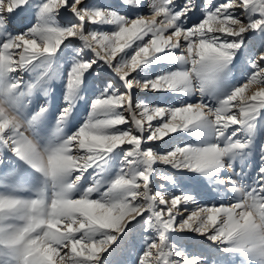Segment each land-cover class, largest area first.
<instances>
[{"label":"snow or ice","instance_id":"6c2138e0","mask_svg":"<svg viewBox=\"0 0 264 264\" xmlns=\"http://www.w3.org/2000/svg\"><path fill=\"white\" fill-rule=\"evenodd\" d=\"M119 6L0 0V177L23 167L38 181L0 184V264H207L190 254L199 241L188 233L264 264V145L251 183L234 167L264 115V0H203L202 19L197 0ZM162 64L168 70L151 78L132 75ZM102 69L116 79L101 78ZM61 80L54 142L45 144ZM133 89L172 101L146 102ZM88 90L98 94L84 123L63 134ZM178 132L200 143L164 149Z\"/></svg>","mask_w":264,"mask_h":264},{"label":"rangeland","instance_id":"374dc122","mask_svg":"<svg viewBox=\"0 0 264 264\" xmlns=\"http://www.w3.org/2000/svg\"><path fill=\"white\" fill-rule=\"evenodd\" d=\"M89 2L92 5L99 6V7H112L116 10H120L119 6V0H89ZM178 3H182V0H178ZM203 4V0H197V10L195 13V16H198L200 19L203 18L202 14L200 13V7ZM35 17H33V23H35ZM196 22H199L198 20ZM61 25H64V20L60 21ZM191 26V21H189V25ZM106 31H111V28H105ZM247 39V38H246ZM67 43V41L65 42ZM55 64V62H54ZM169 66L166 64L162 65H153L152 67L147 69V73H145L144 69H141L138 71V73H133L132 75L137 76L138 78L144 79V78H151L157 74H159L162 70H168ZM61 69L58 67H54L53 72L56 76H59ZM102 77L103 79H116L112 76L110 72H108L106 69H102ZM66 75V71L64 73ZM247 76V72L244 74H233L232 78L227 81L224 92L226 94L227 91H230L233 86H236L244 81V79ZM131 78V77H130ZM26 79L28 77L26 76ZM118 84V81H117ZM53 87L55 91L52 93V107L50 108L48 121L46 124V127L43 132V141L42 143L48 144L54 142L53 137V129L55 127V119L56 115L59 113V109L62 106L63 98H64V83L63 80H61L59 83H54ZM258 89L255 86L251 87V91H257ZM134 96L138 99H144L146 102H161V103H168L172 101V98L168 94H160V93H140L139 90L133 89ZM98 93L94 90H88L84 93V100L80 101L77 105L76 111L74 113V119L70 123L68 127L64 129V133L66 135H71L72 132H75L80 125L84 123V119L88 115V106L91 103V100L95 98V96ZM248 93H246L247 95ZM187 100V98H185ZM207 99V98H206ZM196 97H192L190 102H195ZM43 102V97L37 95L34 101V107L38 106L40 103ZM153 123H156L154 121ZM247 139L248 137L245 136ZM168 139V143L164 144V149L171 150L173 147L176 146H184L186 144H192V145H198L200 142L186 132H178L174 134V137L166 138ZM163 143V142H161ZM264 145V115L260 117V119L256 122L255 126V132L252 137V144L250 145L249 149L247 150L250 155L245 158H238L236 160V163L234 165L236 171H240L242 173H246L244 176V181L246 183H251L253 180V177L256 175V173L259 170L261 161V146ZM123 153L120 149H117L113 154V159L109 160V165L105 166V174L106 179L110 180L115 177L117 174L116 167L112 165L118 166L119 156H121ZM111 166V167H110ZM157 170L159 172H168V170L165 168L164 165H157ZM250 169V170H249ZM92 172V170H89V173L85 174L86 178L87 176ZM223 175L227 176L228 173H223ZM236 180H240V177H234ZM22 182L26 186H32L35 187L38 185L37 178L34 174L31 173V170H28L26 168H21V171L18 176L16 177H8L3 176L0 177V184H3L7 182L8 184H13L16 182ZM86 184L81 185L80 190L82 191L83 187H86ZM0 190H7L2 189ZM79 195V192L76 193ZM19 195L24 197L31 196L30 191H24L19 193ZM225 195V198H230L231 193L224 194L223 192H213L212 196L216 197L217 199L219 197H222ZM189 207H192L191 205ZM187 215V213H185ZM188 236L193 241H199V245L195 247H190L189 252L192 255H203L207 257V264H212V262L215 260L216 264H260V261L255 260H246L241 256V254H222L219 253V249L216 245H212L210 241L205 240L203 237H195L193 234H183ZM115 247V246H114ZM107 257V254H105Z\"/></svg>","mask_w":264,"mask_h":264}]
</instances>
